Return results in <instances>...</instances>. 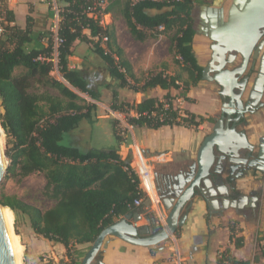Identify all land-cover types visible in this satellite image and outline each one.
<instances>
[{
	"label": "trees",
	"instance_id": "1",
	"mask_svg": "<svg viewBox=\"0 0 264 264\" xmlns=\"http://www.w3.org/2000/svg\"><path fill=\"white\" fill-rule=\"evenodd\" d=\"M56 2L59 5L57 37L62 40L57 48V70L61 78L80 93L97 99L77 71L68 67V58L76 42L90 45L106 63L110 75L120 81V86H129L134 92L160 88L167 91L164 99H170L169 91L178 90L177 83H180L181 96L185 99L189 89L201 80L202 67L192 48L193 11L197 0H107L104 9L94 12L89 0ZM1 12L0 126L6 139V177L20 181L32 174L42 175L45 180L42 194L50 206L41 211L6 195L0 197V205L8 207L14 215L18 212L25 215L37 236L63 247L68 264H77L73 247L91 245L106 227L125 215L140 213L142 206L131 205L136 199L144 201L146 194L140 189L139 179L131 171L129 161L121 159L117 148L81 152L62 144L64 135L81 121L91 119L95 106L50 76L52 62L38 60L39 57L51 58L54 45L51 35H40V40L46 41L42 48H29L33 31L31 17L28 16L24 27H20L13 11L5 4ZM107 14L123 19L128 33L136 41L169 36V52L187 78L183 79L180 74L167 76L162 72H149L143 85L136 88L140 82L117 44L114 26L102 23V17ZM125 107L140 115L127 118L133 127L198 129L204 122H214L211 117L196 116L187 110L186 117L176 121L177 109L171 105L168 110L161 111V101L155 98L143 99L137 105L113 104L111 109L126 112ZM160 111L164 113V123L141 117L144 112ZM116 140L118 144L122 142L117 135ZM147 221L154 233L161 229L155 224L153 215H148ZM229 232L235 247H242L243 239L234 236L232 226ZM178 235L176 232L175 236ZM255 242L256 254L252 260L237 261L228 251H223L217 259L218 264H223L224 259L228 264L264 261V227ZM172 259L173 255L168 264H174Z\"/></svg>",
	"mask_w": 264,
	"mask_h": 264
},
{
	"label": "crops",
	"instance_id": "2",
	"mask_svg": "<svg viewBox=\"0 0 264 264\" xmlns=\"http://www.w3.org/2000/svg\"><path fill=\"white\" fill-rule=\"evenodd\" d=\"M6 6L13 11L16 24L20 27H24L28 16L31 17L33 31L32 41L28 47L42 48L45 41L40 40V35L48 33L54 18L49 3L44 0H6ZM106 20H109V23L107 21L105 24ZM121 20L123 21L121 18L114 19L111 14L102 17L104 25L114 26L117 44L123 50L135 77L138 80L140 77L145 78L149 72H162L164 75L174 76L173 57L169 53L170 41L164 37L165 35H159L144 42L136 41L130 36L124 21L122 23ZM201 37L206 38L195 32L192 42L197 63L205 50ZM196 44L202 47L201 53L196 51ZM239 61L237 58L235 65ZM198 64L201 67L205 66ZM55 65V79L64 83L86 103L95 106L89 121H81L74 130L64 135V145L81 152L117 148L121 159L128 161L132 159L133 146H137L152 174H156L160 180L167 175L177 174L184 169L185 165L196 160L204 137L211 132L212 123L204 122L198 129L186 126H162L157 129L132 126L126 142L118 144L116 140V123L124 122L128 117H135L136 114L132 110H127L126 107V112L114 111L111 109L113 104L137 105L143 99L149 98L162 101L167 91L153 88L143 92H134L129 86L121 87L120 81L110 75L108 66L102 58L94 52L90 45L81 42L74 44L73 53L68 58V67L77 71L97 99H92L68 85L61 78L57 63ZM144 78L140 84H136V88L143 85ZM213 85L211 82L200 80L186 94L188 101L182 97L185 101L183 108L196 116L218 118L221 101ZM249 87L250 85L248 89ZM178 92L179 90L174 89L169 91L171 97L178 95ZM192 106L203 107L205 111L193 110ZM237 131H243L248 144L256 149L259 139L264 137V108L252 115H245ZM104 136H107L110 144L106 148H101L99 142L105 140ZM222 179L223 187L219 189L221 193L223 189H226L228 193L226 199L230 200L229 203L223 201L225 197L218 191L214 197L208 194L207 200L202 196L194 197L191 204H186L182 210L181 214L186 215V220L178 228V236L174 235L157 248L133 246L117 238L106 237L98 260L101 264H155L156 262L168 264L171 255H173L172 261L178 255L181 264H218L217 259L223 251H228V254L237 261L252 260L256 254V237L264 227V174L252 170L234 179L233 183L228 182L226 175H223ZM252 197H256L254 208L250 207L249 202ZM231 201H235L234 204ZM153 209L156 207H152ZM145 211L146 208L142 204L139 214ZM149 215L154 216L156 225L161 227L164 225V219L159 213ZM147 216L142 217L136 226H148L152 231ZM229 226L234 228L235 237L243 239L242 247L236 248L233 241L229 239ZM255 264H264V261L260 259Z\"/></svg>",
	"mask_w": 264,
	"mask_h": 264
},
{
	"label": "water",
	"instance_id": "3",
	"mask_svg": "<svg viewBox=\"0 0 264 264\" xmlns=\"http://www.w3.org/2000/svg\"><path fill=\"white\" fill-rule=\"evenodd\" d=\"M227 1L229 5L224 8ZM198 21L195 32L211 42L212 51L208 65L202 68L201 80L221 87L220 115L204 137L196 160L161 180L154 174V198L144 200L146 211L125 215L103 229L80 264H101L97 258L106 237L133 246L157 248L184 224L186 215L181 214L182 210L194 197L207 200L208 194L214 197L218 191L225 197L224 202H230L226 199V189L222 193L219 189L223 187V175L233 183L252 169L264 172V137L255 149L248 144L245 133L237 131L245 115L264 108V0H215L212 6L199 8ZM237 58L240 61L235 65ZM7 167L4 149H0V181ZM255 201L256 197L249 199L251 208L255 207ZM151 213H159L164 219V225L156 233L148 226H136L142 217ZM0 264H14L1 207Z\"/></svg>",
	"mask_w": 264,
	"mask_h": 264
},
{
	"label": "rangeland",
	"instance_id": "4",
	"mask_svg": "<svg viewBox=\"0 0 264 264\" xmlns=\"http://www.w3.org/2000/svg\"><path fill=\"white\" fill-rule=\"evenodd\" d=\"M44 1L46 3H49L54 13L53 21L48 30V33L51 35V29H53L55 25V20H56L55 11L59 10V5L56 2V0H44ZM4 4L6 5V0H3V1L0 0V21L3 20V15H2L3 13L1 12V10ZM228 5H229V2L228 1L225 2L224 8H227ZM107 21L109 23V20H106L105 24L107 23ZM122 27H125V26H122ZM0 31H1V28H0ZM125 36H127V34H125ZM164 37L169 40V36L165 35ZM202 40L204 41L205 50L203 51L200 60H198L199 61L198 63H201L202 66H204L209 59L208 46L210 42L207 38H202ZM201 50H202V47L200 48V51L199 52L197 51V52L201 53ZM178 61L180 60L178 59ZM173 64H174V69H175L174 75L180 74L183 77V79H186L187 74L184 71H182V68L179 65H177L174 62V60H173ZM55 71H56V65L54 63L52 72L50 73V76L53 77L54 79L56 77ZM143 78L144 77H140L139 82L142 81ZM213 87L215 88V91L218 90V88L215 85H213ZM178 94L181 95V92L179 91ZM191 109L193 110L198 109L202 112L205 111L203 107L200 108L199 106L197 107L192 106ZM116 125H117L116 126L117 129L120 130L121 127L118 126L119 124L116 123ZM104 138H105L104 141L99 142V146L101 148H106L110 144V141L107 140V136H104ZM63 143L64 142L62 141V144ZM3 149L5 152L6 150L5 134H4V148ZM44 186H45V180L43 176L40 174H32L20 181H18L17 179L7 178L5 174L2 180L0 181V197L2 195L14 196L20 201H22L23 203H25L26 205L43 211L50 206V203L43 197V194H42ZM12 228H13V232L16 235L18 234L17 237L22 247L21 264H68V259L65 255L66 252L64 248L58 244H53L52 242L46 241L42 237L37 236L31 229L28 223V219L25 215H22L19 212L17 213V215L13 214ZM89 247L90 245L73 247V256L77 264H80L82 258L84 257L85 253L88 251ZM92 264H95V263H92Z\"/></svg>",
	"mask_w": 264,
	"mask_h": 264
},
{
	"label": "built area",
	"instance_id": "5",
	"mask_svg": "<svg viewBox=\"0 0 264 264\" xmlns=\"http://www.w3.org/2000/svg\"><path fill=\"white\" fill-rule=\"evenodd\" d=\"M92 4L91 11H97V9H104L107 0H89ZM55 25L53 29H51V37L53 39L54 45H53V54L51 58H44V57H39L38 60L43 62H52L57 63V48L58 46L62 43V40L57 37V28H58V23H59V10L55 11ZM162 29V28H160ZM180 60V58L178 57ZM123 71V70H122ZM179 86V91L182 93V86L180 83H177ZM183 103L184 99L179 96H173L170 99H164L161 101V111H166L169 109L171 105H173L177 109V119L176 121H180L182 117H186L185 115V109L183 108ZM159 113L157 112H151L147 113L144 112L141 117L150 119L152 122H159V123H164L165 121V116L164 113ZM140 115H135V117H139ZM121 127L120 130L117 129V136L121 139V141L124 143L128 139V133L132 129V126L128 124L127 119L126 121H122L118 123ZM131 157L132 159L129 160V167L131 171L138 177L139 182H140V189L146 194V197L154 198V189H155V184H154V177L152 172L150 171L147 162L145 158L143 157L141 151L138 149L137 146H133L132 151H131ZM143 201L141 199H136L133 201L132 205L133 207H140L142 206ZM219 257H221V253L219 254ZM174 264H181V260L178 255L174 257L173 260ZM223 264H228L226 259H224Z\"/></svg>",
	"mask_w": 264,
	"mask_h": 264
},
{
	"label": "bare ground",
	"instance_id": "6",
	"mask_svg": "<svg viewBox=\"0 0 264 264\" xmlns=\"http://www.w3.org/2000/svg\"><path fill=\"white\" fill-rule=\"evenodd\" d=\"M201 46L199 44H196L195 49L196 51H200ZM4 148V132L0 128V149L2 150ZM0 207L3 210L7 233H8V239H9V245H10V251L12 255V259L14 264H21V258H22V247L19 243L17 235L13 232L12 224H13V213L8 207H4L0 205Z\"/></svg>",
	"mask_w": 264,
	"mask_h": 264
},
{
	"label": "flooded vegetation",
	"instance_id": "7",
	"mask_svg": "<svg viewBox=\"0 0 264 264\" xmlns=\"http://www.w3.org/2000/svg\"><path fill=\"white\" fill-rule=\"evenodd\" d=\"M214 1H215V0H197L198 4H196L195 9H194V11H193V17H194V20H195V28L197 27V25H198V23H199V21H198L199 8H200L201 6H212L213 3H214ZM209 42H210V41H209ZM210 45H211V42L209 43V46H208L209 59H208L207 63L205 64V66L208 65V63H209V61H210V59H211V56H212V51H211V49H210ZM205 66H204V67H205ZM202 68H203V67H202ZM225 68L230 69L229 66H226ZM212 75H213V73H210V76H212ZM211 83H213V82H211ZM213 84L216 85V87L218 88V90H217V95H218V97H219V99H220V101H221V103H222V100H221V97H220L221 87H219V86H218L217 84H215V83H213ZM252 170H255V169H252ZM262 173L264 174V172H262Z\"/></svg>",
	"mask_w": 264,
	"mask_h": 264
}]
</instances>
